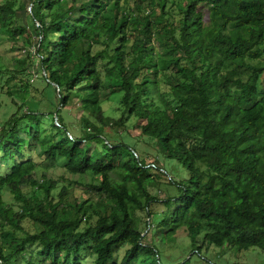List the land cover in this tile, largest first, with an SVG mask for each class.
<instances>
[{"label":"trees","instance_id":"1","mask_svg":"<svg viewBox=\"0 0 264 264\" xmlns=\"http://www.w3.org/2000/svg\"><path fill=\"white\" fill-rule=\"evenodd\" d=\"M0 32L27 51L0 70V95L21 96L0 120V264H189L164 252L183 233L192 255L264 252V0H2ZM131 120L186 178L148 162ZM27 139L98 182L39 170ZM164 182L179 194L149 190Z\"/></svg>","mask_w":264,"mask_h":264},{"label":"rangeland","instance_id":"2","mask_svg":"<svg viewBox=\"0 0 264 264\" xmlns=\"http://www.w3.org/2000/svg\"><path fill=\"white\" fill-rule=\"evenodd\" d=\"M22 1L24 2V0ZM0 3H2V0H0ZM27 6L30 8L29 4H27ZM18 13L20 16L25 15V11L21 7L18 8ZM18 40L19 42L15 43L3 36L0 32V70L6 69L8 65L12 67V62L17 58L26 57L27 51L23 46V40L21 38H19ZM1 78L2 77L0 76V81ZM40 79V74L36 73L31 80V82L35 85L31 89L32 96H35L37 99L42 98V93L40 91L42 88ZM13 98H16L19 102L21 101V96L19 95H0V120H5L9 115H11V113L16 110L17 107L15 105H11V101ZM120 99L121 94H114L110 96L109 100L104 102V107L108 115L118 117L121 114V111L119 109ZM43 107H45V105H43ZM24 110H26V108H24ZM58 110H61V108H59ZM68 110L70 112V115L73 117V121H77L80 114L78 113L75 106H71ZM60 117H62V119L64 118L63 120H65L64 115H61ZM44 123L49 129L50 122L45 121ZM133 123L134 120H131L128 123L131 127V132L134 135L133 141H140L137 143L143 154L147 153L143 150H149V153H147L146 155L148 162H154L157 159L159 165L162 167L165 166L167 168V172H169L176 181H181L186 178L187 172L185 168L179 167L174 163H171L172 165L170 166V162H167V160H165L163 156L160 155L161 157H159V155H156L158 149L148 139L139 135V131L132 125ZM80 133L86 136L85 131L80 130ZM25 150L26 154L29 157H32L38 162V167L40 168L39 170L45 171L48 169L50 176L54 178H61V180L63 181L73 182L74 185H77L75 182L76 180L83 181L85 183L98 182L97 179L91 174L81 176L66 172L64 168V159L60 156H56L51 160L45 158L43 156V153H41L42 151L40 148V144L36 143L35 141L27 139L25 142ZM77 186V192H80L82 187L79 185ZM149 190L154 195H161V197L179 194V189L177 188V186L168 182H164L158 188L149 187ZM5 198L9 201L12 200V196L9 193L5 194ZM161 210L162 206L159 207L158 205H152L153 221H159ZM136 218L139 221L138 224L139 226H141L140 228H144L147 225L146 223H144L146 222V220H148V214H146V212L140 211L136 213ZM179 237L180 239L176 244L168 245L164 250L166 256L169 259V262H178L187 254L188 256H192L190 260L191 262L189 264H264V252L259 247H251L249 249L239 250L234 246H218L212 244L202 247L200 254L196 253L195 255H192V253L188 251L190 250V239L188 235L186 233H183L179 235ZM82 256L87 261H92V257L89 251L83 252Z\"/></svg>","mask_w":264,"mask_h":264}]
</instances>
